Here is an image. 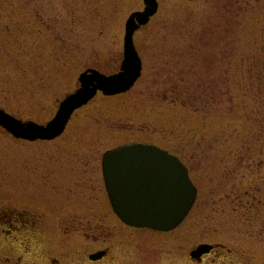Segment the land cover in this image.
I'll return each instance as SVG.
<instances>
[{
  "label": "rangeland",
  "instance_id": "obj_1",
  "mask_svg": "<svg viewBox=\"0 0 264 264\" xmlns=\"http://www.w3.org/2000/svg\"><path fill=\"white\" fill-rule=\"evenodd\" d=\"M159 3L157 14L135 34L143 71L127 94L99 95L76 115L83 117L79 130L69 129L53 142L17 141L0 127V191L47 186L57 192L55 187L64 183L32 171L41 155L53 160L81 155L87 169L95 170L108 147L147 138L179 154L200 189L191 214L173 231L180 238L181 260L176 264H186L187 252L208 240L260 251L264 244L256 241L264 240L263 225L222 220L208 225V182L247 188L264 178V160L253 166L256 154L264 159V81L254 78L264 73V0ZM143 7V0H0V106L39 122L53 117L60 102L78 89L87 68L120 69L126 21ZM221 47L228 48L226 62ZM97 116L106 121L107 130L90 124L89 117ZM90 132L92 138L86 140ZM13 154L21 156L17 172L18 163L11 171ZM83 164L69 161L66 167ZM74 177H67L65 187L77 191L80 201L86 188H72ZM98 182L104 187L101 177ZM100 196L104 203L105 194ZM18 202L36 209L25 199ZM53 228L52 239H60L54 223Z\"/></svg>",
  "mask_w": 264,
  "mask_h": 264
},
{
  "label": "flooded vegetation",
  "instance_id": "obj_2",
  "mask_svg": "<svg viewBox=\"0 0 264 264\" xmlns=\"http://www.w3.org/2000/svg\"><path fill=\"white\" fill-rule=\"evenodd\" d=\"M220 51L224 55L221 56L223 61H228V48L221 47ZM214 74L215 71L211 70L210 76ZM254 78L260 82L264 81L263 71L256 74ZM128 92L121 94H127ZM99 95L103 98L109 97V95L98 91L97 95L88 104L73 113L64 132L59 137L53 140L36 141L14 138L17 141L30 143H37L38 141L53 142L63 137L69 129H74V132L76 129L79 130L78 127L80 126L77 124H79V121L83 122V117L76 119V115H78L80 110L92 105ZM121 103L125 104L126 101ZM51 118L38 122L46 123ZM74 118L76 119V124L71 127ZM31 119L33 118H25L24 120ZM89 119L91 120L90 124H96L99 130L104 127L105 130L109 128L106 125V121L102 122L99 116L89 117ZM141 129V131L144 130L143 128ZM110 133L111 129L107 134ZM91 135L90 132L89 137L87 136L85 139L90 140L92 138L90 137ZM72 136L74 137L75 134ZM65 140L67 142L72 141L70 138L63 139V141ZM94 141L92 139V142ZM137 142L153 144L168 149L158 142L147 138H131L108 147L105 152L119 146ZM67 156L64 159L53 160L49 159V155L45 154L39 157V161L33 163L32 171L43 172L46 176L49 173L54 175L58 181L64 183V186L55 187L57 192L49 191L46 188L47 186H35L32 190H20L18 187L1 189L0 194L4 195L1 197L3 203H0V264H163L165 261L169 264H176L180 262V244L177 242L180 238H178L179 235L177 237L175 232H173L178 228L171 231H156L131 226L124 222L115 212L105 186L103 156L100 160V168L96 166L95 170L87 169L89 165L83 164L84 159L81 155L75 156L76 160L74 158L66 159ZM244 156L245 154H241L239 157L241 158L239 162L243 163V167ZM255 157V162L254 164L252 163L253 166L255 164L260 165L264 160L260 155L256 154ZM10 161L12 162L10 165L11 171L15 169L14 167L17 163L18 166L15 172L20 170L21 156L19 154H13ZM69 161L81 162L83 167L80 168L83 169H77V165L75 169H68L66 162ZM188 168L192 177L190 167L188 166ZM256 173L258 174V170ZM72 174L76 178L73 180L76 185L72 188L76 190L86 188V191H88H80L83 194L80 201L78 200L77 191L65 187L67 185L65 181L69 182L67 177ZM100 177L103 179L104 187H101L98 182ZM221 178H224V176L222 175ZM82 179H87L86 184H83ZM192 180L194 181L193 177ZM194 183L198 188L196 205L200 197V189L195 181ZM101 193L105 194L104 203H101ZM53 196L55 199H52ZM20 199L30 202V206L36 208L35 211L28 209L27 206L20 207L21 203L18 202ZM217 216H223V218L219 219ZM221 220L224 221V224L229 222L230 224L264 226V178L257 182L256 185L247 188H238L237 186L229 188L224 185H211V182H208V225L220 224ZM53 223L57 226L56 231L60 232V239L57 237L52 239L55 235V233H52L54 231ZM250 240H252V237ZM256 242L258 245L264 244V240ZM163 243L168 245L163 246ZM169 244L171 245L170 247ZM200 244L211 245V248L199 256H194L192 252ZM53 245L54 248L52 249ZM16 247L20 249L18 254L14 252ZM96 254H100V257L92 258V255ZM184 262L186 264H264V249L256 251L249 246L245 248L242 243L229 245L220 241L208 240L200 242L190 249Z\"/></svg>",
  "mask_w": 264,
  "mask_h": 264
},
{
  "label": "water",
  "instance_id": "obj_3",
  "mask_svg": "<svg viewBox=\"0 0 264 264\" xmlns=\"http://www.w3.org/2000/svg\"><path fill=\"white\" fill-rule=\"evenodd\" d=\"M145 8L133 12L126 22L124 59L121 71L105 75L89 69L80 76L82 87L62 101L56 116L47 125L23 122L0 108V125L16 137L53 139L65 129L72 113L86 104L98 90L116 94L130 89L141 75L142 60L134 42L135 32L158 12V0H144ZM106 187L117 214L128 224L169 231L190 212L197 188L188 168L175 155L153 144H128L109 150L103 159ZM211 248L201 244L192 254ZM100 254L92 255L96 259Z\"/></svg>",
  "mask_w": 264,
  "mask_h": 264
}]
</instances>
